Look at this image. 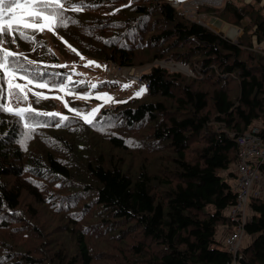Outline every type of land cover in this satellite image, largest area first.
<instances>
[{
	"label": "trees",
	"instance_id": "trees-1",
	"mask_svg": "<svg viewBox=\"0 0 264 264\" xmlns=\"http://www.w3.org/2000/svg\"><path fill=\"white\" fill-rule=\"evenodd\" d=\"M82 2L94 7L68 11L76 23L58 27L69 58H170L193 76L153 66L146 95L101 110L91 125L35 117L49 126L27 139L24 121L0 111V264H231L217 235L234 229L226 211L238 195L224 174L237 178V137L264 126V0L200 8L239 27L237 43L169 0ZM28 34L36 45L17 44L37 53L41 81L61 85L47 43ZM47 102L32 107L50 112ZM250 205L239 264H264V199Z\"/></svg>",
	"mask_w": 264,
	"mask_h": 264
},
{
	"label": "snow or ice",
	"instance_id": "snow-or-ice-1",
	"mask_svg": "<svg viewBox=\"0 0 264 264\" xmlns=\"http://www.w3.org/2000/svg\"><path fill=\"white\" fill-rule=\"evenodd\" d=\"M90 7L94 6L85 4L82 0L80 3H74L73 0H0V111L9 112L24 121L23 127L28 130L25 139L37 127L49 126L46 121H39L35 117L43 116L56 119V123L52 126L57 127L67 126L64 122H67L69 117L57 112L38 111L31 107L28 93L33 90L30 86L35 85V88L45 89L49 88L50 85L47 81H41L40 77L44 73L39 71L37 62L4 45H16L17 36L27 43H38L34 36L28 34L29 30L42 33L46 29L54 31L56 27H67L69 23H76L66 15L68 11L80 12ZM72 51L76 52L77 50L73 48ZM81 58L83 59V57ZM88 63L90 65L95 62L90 61ZM32 68L37 70L32 71ZM68 79L71 80V77ZM17 81H24V83ZM54 87L60 91L65 90L63 85H55ZM92 87L95 88L96 85L93 84ZM144 91L145 89L141 88L136 96H141ZM33 95L36 97L37 102L49 98L39 92H33ZM52 98L59 99V97ZM97 99H102L105 102H116L114 98L106 93L97 97ZM13 102L17 105L16 108L7 106ZM22 103L28 106L19 107ZM69 110L80 117L79 110ZM98 111L99 109H93L90 115L82 117L83 120L90 125L93 124V117Z\"/></svg>",
	"mask_w": 264,
	"mask_h": 264
},
{
	"label": "rangeland",
	"instance_id": "rangeland-1",
	"mask_svg": "<svg viewBox=\"0 0 264 264\" xmlns=\"http://www.w3.org/2000/svg\"><path fill=\"white\" fill-rule=\"evenodd\" d=\"M226 1L227 0H222L220 5L213 4V5H204V6L217 7V8L221 6L224 7V4L226 3ZM230 1L234 2L237 6H242L245 2H252L253 0H230ZM200 13H205L207 15V20H206L207 26H204V27H207L213 30L217 34H222L226 38H230L231 41L235 43H237L238 38L243 34V31L241 29H240L241 30L240 34L237 33L236 29L237 28L239 29V27L224 22L223 20H221L219 17H217L213 13H207V12H201V11ZM231 29L233 32H230ZM233 29H235V31ZM29 32L31 33L30 30ZM33 33L36 36H39L40 38H42V40L47 43L46 48L49 52L47 55H50L57 60V62L53 64V67H56V69L64 72L63 76H64L65 81L61 85H63L65 90L60 91L58 89H55L54 87L55 85L51 86L50 84H49L50 87L45 88V89H38V88H35V85H32L30 87L32 88L33 91L28 93L29 103L31 107H32L33 99L36 98L33 95V92H39L49 97L48 99H41V101L43 103L48 101L47 103L49 104V107L51 109L50 112H57V113H60L61 115L68 117V116H76L73 111L69 110V109H76L80 111L79 118H82L84 115H90L93 109H99V111L93 117L94 119L101 110L105 108L114 107L118 103L128 101L129 99H132L135 96L129 91L121 92L122 89H126V90H129V89L131 90L139 89L140 90L141 89L137 86V84L133 82L115 83V84H110V85L107 84L103 86L102 83L104 84L105 81L103 78L104 74L102 70V64L104 62H100V61L92 59L91 57H85V56H81L83 57V59L80 57L79 59H76V60L69 58V56L64 54L63 51H66V49L71 48V47L67 43L66 39H63V36L60 33L58 27H56L54 31H48L46 29L42 33H35V32ZM62 45L64 47H62ZM4 46L7 48H10L13 51H18L19 53H22L24 55H27L28 54L27 50L31 48V46H29L28 48L24 49V47H21L18 44L17 45L5 44ZM41 47L42 49L44 48L43 45H41ZM35 55H37V53L27 58L41 65V63H39L36 60ZM90 61L95 62V63L89 65L88 62ZM179 65H182L184 68ZM153 66H160L162 68L168 69L169 71H173L171 68L174 67L176 69V70L174 69V72H182L187 75H189L190 73L189 69L186 68L187 65L180 64L179 62H176L170 58L155 60L152 63H145V64H139L138 62L132 65V67H135L136 69H140L143 73V76L146 73H149V71L151 70ZM69 77H71V80L68 79ZM17 82L22 83V84L24 83V81H17ZM93 84L96 85L95 88L97 89L92 87ZM83 87H84V90H83ZM105 93L108 94L110 97L114 98L116 102L115 103L105 102L102 99H97V97L103 96V94ZM144 93H146V90L143 92L142 96H144ZM52 97H59V99H54ZM135 97H140V96H135ZM66 104H67V107H66ZM7 106L13 107V108L17 107V105L14 102L11 104H8ZM27 106H28L27 104H23V103L19 105V107H27ZM139 153L140 151L135 152L134 159L139 160V156H138ZM146 154L151 155V153H146ZM232 172H234L237 175L236 168L233 167ZM228 173L229 172H225L224 174L225 178L228 179L229 182L233 186L236 180L234 178H230L228 176ZM227 233L228 231H225L224 228L222 229L220 228L218 231L217 239L219 241V245L222 248H224L222 241H223L224 236ZM249 238L251 240V236L247 235L244 241V246L248 245Z\"/></svg>",
	"mask_w": 264,
	"mask_h": 264
},
{
	"label": "built area",
	"instance_id": "built-area-1",
	"mask_svg": "<svg viewBox=\"0 0 264 264\" xmlns=\"http://www.w3.org/2000/svg\"><path fill=\"white\" fill-rule=\"evenodd\" d=\"M169 2L180 16L203 26H207V15L200 13V7L216 4L215 0H169ZM236 31L239 34L241 32L238 28ZM179 66L183 67L182 65ZM171 69L174 71L175 68ZM103 74L104 80L111 84L133 82L139 88L145 90L150 88L149 84L143 80L142 71L132 67V65L120 66L114 61H106L103 64ZM189 75L193 76V73L190 72ZM263 134V124L255 123L245 134L237 137L239 152L238 160L234 165V168L237 169V178L233 185L238 195L237 203L226 211V215L234 224V229L228 232L222 241L224 249L233 256L231 264H239L240 260L243 259L242 249L245 247L244 241L248 235L245 227L254 216L250 205L251 199H264Z\"/></svg>",
	"mask_w": 264,
	"mask_h": 264
},
{
	"label": "crops",
	"instance_id": "crops-1",
	"mask_svg": "<svg viewBox=\"0 0 264 264\" xmlns=\"http://www.w3.org/2000/svg\"><path fill=\"white\" fill-rule=\"evenodd\" d=\"M217 5H220V4H217ZM233 30L235 31V29H233ZM230 32H233L232 29H231ZM125 91H129L130 93H132L133 95L136 96V93L139 91V89H137V90H136V89H132V90H131V89H129V90L122 89V90H121V92H125ZM145 94H146V93H144V95H145ZM142 95H143V94H142ZM142 95H141V96H142ZM135 96H134V97H135ZM249 243H250V239H249V241H248V244H249Z\"/></svg>",
	"mask_w": 264,
	"mask_h": 264
},
{
	"label": "bare ground",
	"instance_id": "bare-ground-1",
	"mask_svg": "<svg viewBox=\"0 0 264 264\" xmlns=\"http://www.w3.org/2000/svg\"><path fill=\"white\" fill-rule=\"evenodd\" d=\"M222 0H215L216 4H221ZM179 68V67H178ZM180 69V68H179Z\"/></svg>",
	"mask_w": 264,
	"mask_h": 264
},
{
	"label": "clouds",
	"instance_id": "clouds-1",
	"mask_svg": "<svg viewBox=\"0 0 264 264\" xmlns=\"http://www.w3.org/2000/svg\"><path fill=\"white\" fill-rule=\"evenodd\" d=\"M169 3H170V2H169ZM104 63H105V62H104ZM104 63H103V64H104ZM143 80H144V76H143ZM144 81H145V80H144ZM145 82H146V81H145Z\"/></svg>",
	"mask_w": 264,
	"mask_h": 264
},
{
	"label": "water",
	"instance_id": "water-1",
	"mask_svg": "<svg viewBox=\"0 0 264 264\" xmlns=\"http://www.w3.org/2000/svg\"><path fill=\"white\" fill-rule=\"evenodd\" d=\"M186 68H188V69H189V66H186Z\"/></svg>",
	"mask_w": 264,
	"mask_h": 264
}]
</instances>
